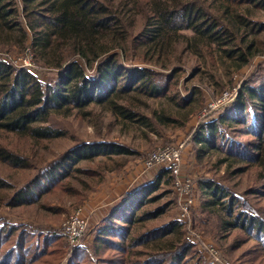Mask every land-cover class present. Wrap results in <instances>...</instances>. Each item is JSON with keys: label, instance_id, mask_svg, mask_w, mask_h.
Returning <instances> with one entry per match:
<instances>
[{"label": "trees", "instance_id": "1", "mask_svg": "<svg viewBox=\"0 0 264 264\" xmlns=\"http://www.w3.org/2000/svg\"><path fill=\"white\" fill-rule=\"evenodd\" d=\"M259 11L264 15V0H0V162L13 170L34 171L22 183L0 175V208L36 207L43 195L79 170L74 166L81 160L132 152L105 137L77 142L45 163L35 156V146L47 147L67 135L55 120L58 116L89 117L99 109L151 128L186 126L203 92L202 84L189 86L186 97L182 85L195 77L204 80V65L211 69L220 61L238 72L264 54ZM27 52L52 75L45 80L2 56ZM184 69L193 77L185 83ZM148 99L159 100L160 108L147 113ZM235 131L252 138L236 146ZM10 136L29 144L32 154L19 151ZM193 140L202 149L219 152L228 172L236 164L240 172L256 165L258 179L247 193L264 195V80L258 86L244 84L235 104L203 124ZM163 179L171 183L168 168L136 194L126 195L97 228L92 247L79 248L68 264H183L191 247L183 223L144 225L163 213V208L143 207L157 199L149 195ZM203 184L208 197L203 207L217 217L215 227L223 233L217 236L244 232L246 239L256 241L249 264H264L261 206L216 181ZM240 199L243 208L236 212ZM27 225L0 217V264H39L48 251L58 258L68 253L56 230H26L32 227Z\"/></svg>", "mask_w": 264, "mask_h": 264}, {"label": "rangeland", "instance_id": "2", "mask_svg": "<svg viewBox=\"0 0 264 264\" xmlns=\"http://www.w3.org/2000/svg\"><path fill=\"white\" fill-rule=\"evenodd\" d=\"M261 16L264 17L259 11L258 17ZM6 55L2 56H5L10 63L37 72L45 80L47 76L52 75L47 69L39 68L33 60V55L29 52L26 55H7L10 58ZM228 64L219 61L211 69L204 65L202 67L205 72L204 80L195 77L189 80L187 85H182L188 90L189 86L202 84L203 92L201 100L197 99L194 102L195 114L183 127L162 125L151 128L138 122H123L120 117L116 119L108 112L99 109L96 110V115L89 117L73 115L68 118L58 116L55 119L67 129V135L50 141L47 147L35 146V156L45 163L65 152L77 142L102 140L105 137L129 146L132 152L97 155L92 159L81 160L74 166H77L79 170L65 177L61 187L58 186L42 196L41 202H44L45 206L39 205L40 202L36 207L21 211H12L6 207L0 208V217L32 226L27 225L29 227L26 230L28 228H43L47 231L54 229L63 236L68 253H65L64 257L58 258L56 254L52 255L48 251L39 264H68L79 248L86 244L92 247L97 236V228L102 224L104 218L126 195L136 194L142 186L155 181L164 168L170 170L171 183H166L163 179L158 188L149 195H158L157 199L143 206L153 210L163 208V213L146 221L145 229L170 220H180L183 223L182 230L191 245L183 259V264H249L248 260H252L256 256V241L246 239L245 233L238 229L233 233L231 231L224 232L226 236L222 239L217 236L223 233L215 227L217 217L210 216L207 209L203 207V201L208 198L203 182L211 180L221 183L239 196L243 198L245 196L253 205L261 206L264 211V195L260 192L247 193L256 184L259 169L256 165H252L240 172L238 171L239 165L236 164L231 168L232 172H228L226 163L219 161L222 157L219 152L202 149V145L193 140L203 124L216 120L221 113L229 110L235 104L238 93L244 84L258 86L264 80V54L252 59L248 66L238 72L232 71ZM191 76V70L184 69L181 74V82L185 83L186 80L193 78ZM182 87L184 95L189 97V93L186 94L189 90L186 91ZM225 91H230L234 95L229 103L224 108L210 110V103H214ZM148 104L149 106L145 108L147 113H150L152 109H159L161 106L159 100L156 99H148ZM163 104L169 106L165 102ZM248 118L253 122L251 114L248 115ZM233 134L236 136V146L238 142L252 138L251 135H242L237 131ZM9 141L19 151L32 154L29 144L25 141H19L13 136H10ZM166 146H182V162L178 174H173L166 165H156L151 168L145 166L146 157L150 152ZM33 173V170L24 172L13 170L0 162V175L8 180L22 183ZM187 179L193 184L194 201L185 211V197L179 189L178 181ZM226 200L222 201L226 202ZM242 201L241 199L236 201L234 205L236 212L243 208ZM217 206L219 207V205ZM79 208L87 220V225L83 235L75 243H72L64 233L63 226L69 216ZM184 211L185 213H183Z\"/></svg>", "mask_w": 264, "mask_h": 264}, {"label": "built area", "instance_id": "3", "mask_svg": "<svg viewBox=\"0 0 264 264\" xmlns=\"http://www.w3.org/2000/svg\"><path fill=\"white\" fill-rule=\"evenodd\" d=\"M234 95L230 91H225L220 98L215 102L210 103V110H217L224 108L229 103ZM182 146L172 147L166 146L153 150L148 154L145 160V166L147 168L154 167L156 165H166L171 169L173 174H178L180 171V164L182 162ZM179 189L185 197L184 208L187 211V207L194 201L192 195L193 184L189 179L178 181ZM185 211L183 213H185ZM87 225L86 218L82 215L80 208L73 214H71L68 220L65 222L63 229L66 236L72 243H75L85 232Z\"/></svg>", "mask_w": 264, "mask_h": 264}]
</instances>
